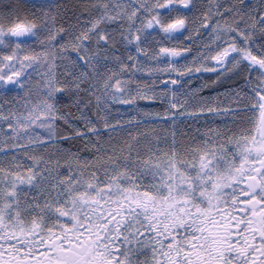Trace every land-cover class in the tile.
Segmentation results:
<instances>
[{
    "label": "snow or ice",
    "instance_id": "snow-or-ice-1",
    "mask_svg": "<svg viewBox=\"0 0 264 264\" xmlns=\"http://www.w3.org/2000/svg\"><path fill=\"white\" fill-rule=\"evenodd\" d=\"M0 264H264V0H0Z\"/></svg>",
    "mask_w": 264,
    "mask_h": 264
},
{
    "label": "flooded vegetation",
    "instance_id": "flooded-vegetation-1",
    "mask_svg": "<svg viewBox=\"0 0 264 264\" xmlns=\"http://www.w3.org/2000/svg\"><path fill=\"white\" fill-rule=\"evenodd\" d=\"M210 78V76L208 75H204V74H196V77L193 80L194 84H199L201 82V79H207Z\"/></svg>",
    "mask_w": 264,
    "mask_h": 264
},
{
    "label": "rangeland",
    "instance_id": "rangeland-1",
    "mask_svg": "<svg viewBox=\"0 0 264 264\" xmlns=\"http://www.w3.org/2000/svg\"><path fill=\"white\" fill-rule=\"evenodd\" d=\"M208 79H210V78H207V79H204V80H208Z\"/></svg>",
    "mask_w": 264,
    "mask_h": 264
}]
</instances>
